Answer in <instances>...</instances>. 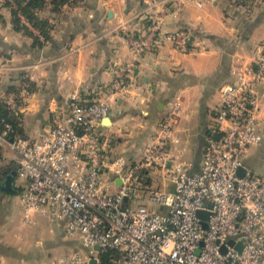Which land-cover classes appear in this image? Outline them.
<instances>
[{
  "label": "built area",
  "instance_id": "obj_1",
  "mask_svg": "<svg viewBox=\"0 0 264 264\" xmlns=\"http://www.w3.org/2000/svg\"><path fill=\"white\" fill-rule=\"evenodd\" d=\"M213 1L218 0L196 4ZM158 4L154 0L145 15L143 36L120 21L134 60L116 71L103 97L87 102L74 93L39 140L0 134V152L12 151L27 179L21 192L25 219L31 212L47 215L80 243L52 264H91L92 259L96 264H264V175L238 173L248 150L264 141V46L255 57L238 55L232 61L198 172H188L170 148L179 102L164 112L139 160L117 153L116 133L102 129L112 108L109 98L130 94L145 50L166 39L180 51L188 49L187 31H164ZM162 178L172 190L154 184ZM200 210L209 213L207 228Z\"/></svg>",
  "mask_w": 264,
  "mask_h": 264
},
{
  "label": "crops",
  "instance_id": "obj_2",
  "mask_svg": "<svg viewBox=\"0 0 264 264\" xmlns=\"http://www.w3.org/2000/svg\"><path fill=\"white\" fill-rule=\"evenodd\" d=\"M4 1L0 0V99L10 105L16 104V97L21 99L18 107L25 137L30 140H39L48 132L55 118L67 110L74 93L84 99L103 97L116 71L132 60L120 21L143 36L145 15L154 6V0H71L56 11L49 3L39 15L53 24L52 38L39 46L32 36L15 28L12 9ZM157 1L165 14L164 31H187L188 49L180 51L166 39L156 49L145 50L132 74L130 94L109 98L110 123L102 129L116 133L117 153L139 160L164 112L179 102L176 141L170 148L186 163L188 172L194 173L201 169L232 61L238 55L255 56L256 45L264 41V2L254 4L246 16L244 7H236L237 0H218L202 7L196 0ZM178 5L181 8L176 11ZM13 88L18 90L12 92ZM251 148L244 164L257 174L254 159L264 169V141ZM0 153V264H52L57 257L51 259L41 249L40 240L32 242L15 226L35 224L39 212H31L29 220L25 219L21 192L27 179L12 151L2 148ZM9 177H13V185L7 190ZM154 184L173 189L168 178L155 179ZM52 222L53 230L70 244L66 253L76 249L63 225Z\"/></svg>",
  "mask_w": 264,
  "mask_h": 264
},
{
  "label": "trees",
  "instance_id": "obj_3",
  "mask_svg": "<svg viewBox=\"0 0 264 264\" xmlns=\"http://www.w3.org/2000/svg\"><path fill=\"white\" fill-rule=\"evenodd\" d=\"M70 1L71 0H50L49 2H47V0H5L3 4L12 9L15 28L20 31H25L34 38L37 45L43 46L52 38L50 31L53 28V24L48 19L41 18L39 11L45 8L49 3L52 6V9L57 11L63 4ZM237 1V4L235 5L244 7L242 13L246 16L250 15L253 5L259 4L260 2V0ZM242 13L240 12V14ZM24 21H27L32 27L37 29L39 31V35L35 34ZM12 90V92H16L18 89L13 88ZM28 90H32L31 84L28 86ZM95 96L96 95L88 99L81 98L83 101L90 102L95 99ZM20 102L21 99L16 97V104L12 106L4 99H0V134L6 133V137L9 140L26 138L22 125V113L18 107ZM7 124H11L12 128L8 129Z\"/></svg>",
  "mask_w": 264,
  "mask_h": 264
},
{
  "label": "rangeland",
  "instance_id": "obj_4",
  "mask_svg": "<svg viewBox=\"0 0 264 264\" xmlns=\"http://www.w3.org/2000/svg\"><path fill=\"white\" fill-rule=\"evenodd\" d=\"M211 3H213V2H211ZM236 7H242V6L238 5ZM256 46L259 49L257 51V54H258L263 49L261 47L264 46V41L258 42V44ZM131 51H132V49H131ZM257 54H255V56ZM255 56H253V57H255ZM133 60H134V58H133V53H132V60H130L126 63H130ZM126 63H124L120 67L126 65ZM253 149H255V147L251 148V150H253ZM251 155H252L251 157H254V155L252 153H251ZM254 161L256 164V165H254V169L257 171L256 173L259 174L262 171H264V169L261 168V165H259L257 160L254 159ZM12 182H13V177H9L8 180L6 181V185H5V188L7 190L11 189V186L13 185ZM35 217H36V218H34L36 221L35 224H28V225L21 226V225H18L16 223L15 226L18 229L20 228L26 235H28V238L32 242L35 243L36 240H40L41 249L43 251H45L46 254L50 255L49 257L51 259L53 257H59L60 255L65 254L67 252V249H69L68 246H70V244H68L66 239L63 238L62 233L60 234L57 230L56 231L53 230L55 223L50 221L49 220L50 218L47 215H43L41 213H37ZM18 219H19V217H18ZM64 232H65V230H64ZM69 239H72V238H69ZM72 241L75 242V246H76V248H78L79 241L75 238H73Z\"/></svg>",
  "mask_w": 264,
  "mask_h": 264
},
{
  "label": "water",
  "instance_id": "obj_5",
  "mask_svg": "<svg viewBox=\"0 0 264 264\" xmlns=\"http://www.w3.org/2000/svg\"><path fill=\"white\" fill-rule=\"evenodd\" d=\"M108 122L110 123V117H107V119L104 120L105 124ZM247 171H248V168L246 166H244V167H241L239 169L238 173L240 176H244ZM249 174L253 175V172L249 171ZM208 214L209 213L207 211H202V210L198 211V216H200L202 218L204 228H207V221L206 220H207ZM91 264H96V259H92Z\"/></svg>",
  "mask_w": 264,
  "mask_h": 264
}]
</instances>
